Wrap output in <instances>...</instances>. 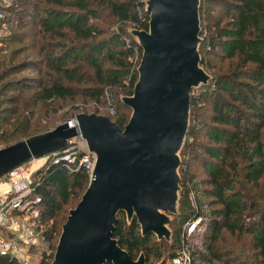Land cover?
<instances>
[{
	"label": "trees",
	"instance_id": "trees-1",
	"mask_svg": "<svg viewBox=\"0 0 264 264\" xmlns=\"http://www.w3.org/2000/svg\"><path fill=\"white\" fill-rule=\"evenodd\" d=\"M143 8L144 0H11L0 37V140L36 134L33 118L60 103L100 102L105 93L116 108L109 119L121 128L130 110L119 96L131 93L140 58L126 27L146 29ZM198 12L200 65L210 79L190 94L171 243L141 236L121 212L112 236L146 264L169 259L174 246L187 251L189 264H264V0H200ZM24 69L35 75L11 77ZM36 172L40 237L50 252L37 264H49L63 206L80 197L88 176L62 160ZM0 264L18 263L0 255Z\"/></svg>",
	"mask_w": 264,
	"mask_h": 264
},
{
	"label": "water",
	"instance_id": "water-1",
	"mask_svg": "<svg viewBox=\"0 0 264 264\" xmlns=\"http://www.w3.org/2000/svg\"><path fill=\"white\" fill-rule=\"evenodd\" d=\"M199 1L144 0L146 29H127L140 58L131 93L120 96L130 110L121 128L105 115L79 112L0 148V178L75 137L94 155L87 185L67 211L49 264H146L141 252L132 259L113 238L120 212L126 223L135 219L141 236L152 233L170 242L190 91L210 79L198 52Z\"/></svg>",
	"mask_w": 264,
	"mask_h": 264
},
{
	"label": "built area",
	"instance_id": "built-area-1",
	"mask_svg": "<svg viewBox=\"0 0 264 264\" xmlns=\"http://www.w3.org/2000/svg\"><path fill=\"white\" fill-rule=\"evenodd\" d=\"M0 12V18L2 17ZM135 55L138 49H133ZM137 56L134 58V61ZM112 113V109L109 108ZM41 158V164L32 167L37 158H32L4 174L7 191L0 194V255L8 256L18 264H29L33 251L38 245L41 223L39 221L40 196L35 193L40 173L36 172L47 160L64 161L69 172L82 169L90 177L94 163V155L85 148L79 150L72 145L63 150H55ZM199 218L188 227V233ZM167 264H189V255L183 247L177 248Z\"/></svg>",
	"mask_w": 264,
	"mask_h": 264
},
{
	"label": "rangeland",
	"instance_id": "rangeland-1",
	"mask_svg": "<svg viewBox=\"0 0 264 264\" xmlns=\"http://www.w3.org/2000/svg\"><path fill=\"white\" fill-rule=\"evenodd\" d=\"M11 2V0H0V12L2 13V17L0 18V37H2V35L7 33V29L4 23V18L7 17L8 13L5 11L6 6L9 5V3ZM200 2V1H199ZM4 10V11H3ZM120 25H118L116 22L109 27V31H114L116 30V28H118ZM200 27V24H199ZM128 29V27H126ZM128 34V33H127ZM132 38V36H130ZM200 37V42L198 45V52H199V48H200V43H201V36ZM133 39V38H132ZM202 54V53H200ZM199 54V57H200ZM138 55V53H137ZM135 55V51L133 50L132 55L130 57L131 61H134V58L137 56ZM203 55V54H202ZM20 59V58H19ZM35 75V72L31 69H24L20 72H17L15 75H12L11 77H28V76H32ZM125 83V81H124ZM200 86L197 88H193L192 92L190 94H196L197 91L199 90ZM201 89V88H200ZM122 96V95H120ZM120 96H119V101H120ZM51 109H53L52 105L50 104ZM109 108L112 109V113L109 111ZM115 103L113 101H111V99H109V97L107 96V94H104V98L101 99L100 102H95V101H91V100H82L81 98H78L76 101L74 102H70V103H64V104H58V106L55 107V110H53L52 112H50L48 115H46V117L43 116H39L36 115L33 120L37 117V120L39 125H41L40 127V131H38L37 133L43 132V131H47L52 129L54 126H56L57 124H60L64 121H67L71 118H73V116L76 113L79 112H83V113H96V114H101V115H105L109 118H112L115 115ZM32 120V121H33ZM24 137L19 138L18 140L22 139ZM73 143V144H72ZM10 144V143H8ZM4 140H0V148L3 146L8 145ZM68 144H72L74 145L77 149L81 150L84 148V142L79 138V137H75V138H71L68 140ZM68 147V146H66ZM179 158L180 161L182 160V156L179 153ZM41 158H37L36 162L33 163L32 167L35 168L37 165H40L41 162ZM179 174V171H178ZM180 177V176H179ZM7 191V186L5 184L4 181H0V194L4 193ZM191 201H193L192 196H190ZM79 197H73L69 203L67 205L63 206V210H64V214H67V211L72 208L76 202L78 201ZM193 204V203H192ZM177 209H178V204H177ZM173 219V217H172ZM183 226V224L181 225V227ZM42 230L44 229V226L42 225ZM40 228V229H41ZM170 231L171 228L169 227ZM60 231V226L57 230V234H59ZM172 234V233H171ZM53 236V239L50 241V244H52V247H55L56 244V240H57V236ZM167 244L171 243V238H170V242H166ZM47 242L43 241L41 239V237L39 236V240H38V245L37 247H35L34 251H33V258H31V260H29V264H37L38 260H40L42 253L45 254H49V250L47 248ZM177 248L174 246L172 249H168L169 253L172 250V252H174ZM164 258V257H162ZM161 259V258H160ZM159 261V260H157ZM156 262V261H154Z\"/></svg>",
	"mask_w": 264,
	"mask_h": 264
}]
</instances>
